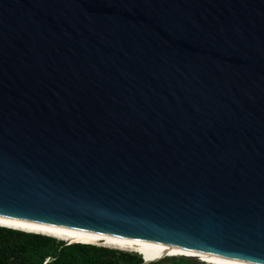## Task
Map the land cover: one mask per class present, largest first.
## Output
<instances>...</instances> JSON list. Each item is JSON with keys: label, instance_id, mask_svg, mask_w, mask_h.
Segmentation results:
<instances>
[{"label": "water", "instance_id": "95a60500", "mask_svg": "<svg viewBox=\"0 0 264 264\" xmlns=\"http://www.w3.org/2000/svg\"><path fill=\"white\" fill-rule=\"evenodd\" d=\"M0 222L264 264V0H0Z\"/></svg>", "mask_w": 264, "mask_h": 264}, {"label": "trees", "instance_id": "16d2710c", "mask_svg": "<svg viewBox=\"0 0 264 264\" xmlns=\"http://www.w3.org/2000/svg\"><path fill=\"white\" fill-rule=\"evenodd\" d=\"M140 255L0 227V264H141ZM175 264L174 262H170ZM149 264H163L154 262Z\"/></svg>", "mask_w": 264, "mask_h": 264}, {"label": "bare ground", "instance_id": "6f19581e", "mask_svg": "<svg viewBox=\"0 0 264 264\" xmlns=\"http://www.w3.org/2000/svg\"><path fill=\"white\" fill-rule=\"evenodd\" d=\"M0 227L11 229V230L22 231V232H29V233H37V234H41V235H46L48 237L57 239L59 241H66L68 243L92 244V243H87V242H83V241H79V240H74V239H70V238H66V237H61V236H57V235H53V234L40 232V231H35V230L27 229V228H22V227H18V226H14V225H9V224H5V223H1V222H0ZM92 245H96V244H92ZM97 246H100V245H97ZM100 247H105V246H100ZM107 248H109V247H107ZM110 249H113V248H110ZM115 250H117V249H115ZM120 251H122V250H120ZM140 256L143 257L144 261H146V262L161 260V259H157V258L144 256V255H140Z\"/></svg>", "mask_w": 264, "mask_h": 264}, {"label": "rangeland", "instance_id": "374dc122", "mask_svg": "<svg viewBox=\"0 0 264 264\" xmlns=\"http://www.w3.org/2000/svg\"><path fill=\"white\" fill-rule=\"evenodd\" d=\"M57 241H59V240H57ZM66 242V241H65ZM66 243H68V242H66ZM89 245H92V244H89ZM93 246H97V245H93ZM97 247H100V246H97ZM105 248H107V247H105ZM108 249V248H107ZM110 249V248H109ZM113 250V249H112ZM117 251H118V249H117ZM120 251V250H119ZM121 252H126V251H121ZM129 253H131V252H129ZM157 262H161V263H163V264H171V263H169V261H165V260H159V261H157ZM175 264H178V263H175Z\"/></svg>", "mask_w": 264, "mask_h": 264}]
</instances>
